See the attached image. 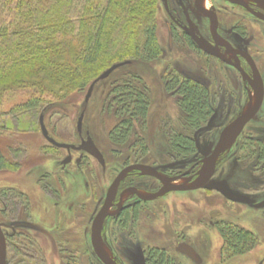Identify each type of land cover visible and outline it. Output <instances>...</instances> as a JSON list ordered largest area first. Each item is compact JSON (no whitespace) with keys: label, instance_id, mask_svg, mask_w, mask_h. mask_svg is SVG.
Wrapping results in <instances>:
<instances>
[{"label":"flooded vegetation","instance_id":"flooded-vegetation-1","mask_svg":"<svg viewBox=\"0 0 264 264\" xmlns=\"http://www.w3.org/2000/svg\"><path fill=\"white\" fill-rule=\"evenodd\" d=\"M160 5L165 15L163 27L166 31V47L169 51L177 48L197 57L201 75L183 73V77H186L183 79L205 88L208 106L211 110L207 121L190 134L194 150L189 156H178L169 143L171 129L163 130L167 135V147L173 157L176 160H193V162L182 170L165 173L164 170H159V165L136 159V156L133 158V154L127 156L120 153L118 157L114 154V162L120 166V169L112 166L111 169L91 134L86 132L85 137L82 136V126L80 132L76 128L79 138V143L76 144L57 142L49 136L46 129L48 136L55 142L73 146L69 150L57 148L45 140L50 147L66 153L58 161L63 177L46 173L38 180L37 193L42 196L39 200L51 203L54 228L45 229L41 221L35 222L37 217L34 213V202L28 193L15 191V189L0 190V234L4 240V264H47V255L38 244V240L30 235V231L39 233L53 242V248L59 255L60 264H81L79 259L84 254L88 256L86 264H105L99 257L93 242L95 220L99 214L104 216L99 230L100 252L113 264H154L152 254L157 253L163 254L171 264L234 263L235 259L251 254L258 247L253 225L256 226L259 222L255 220L254 213L258 210L264 213V198L257 202L256 195L238 193L232 189L230 177H233L235 172L237 173V167L229 171L228 179L227 177L217 178L221 176L218 175V170L225 156L238 144L247 125L264 109V0H161ZM159 57H164V54L160 53ZM203 77L213 78L211 81L215 89L212 96L215 101H219L221 97L218 95L220 94H223L224 102H229L232 97L237 111L220 128L218 138L212 148L205 150L200 158L195 159L201 153L197 133L205 131L204 126L215 113L210 95L211 90ZM193 78L200 80L202 84ZM255 92H260L261 95L258 110L243 126L231 147L217 158L213 174L207 182L213 185L212 188L171 190L156 196L164 190L163 179L169 181L172 187L186 188L192 184L202 167V161L209 157L216 147L222 131L242 113L255 96ZM165 93L172 97L166 91ZM181 128V131L175 132L188 136L189 133L185 132L182 126ZM88 137L102 155V163L86 152L78 150V147ZM248 140L243 141L241 147L246 144L248 149L252 150V155H256L257 161L263 160L264 139L262 141L258 139L255 142ZM72 153L75 155L73 156ZM89 158L91 161L88 160ZM134 166L144 167L146 172L136 168L130 169ZM223 166L224 164L221 168ZM68 168L86 172L82 177H85L82 186L85 192L79 193V186L75 184L78 182V174L69 171ZM151 169L155 170V174H150ZM124 171L126 172L122 178L113 187L118 176ZM239 171L242 176L247 173L256 179L253 169H240ZM104 179L107 184L102 186ZM208 190H213L232 204L243 205L250 210L253 214L252 229L243 227L232 221L230 217L214 218L211 211L208 212V219L204 215L205 210L201 209L192 212L194 216L192 224L189 218L183 217L184 226L187 228L186 233L180 235L181 238L176 243L157 245L153 242L155 240H152V235L156 236L157 232L151 227L148 230L151 238H144L148 242L143 243V221L145 226L147 223L151 225L156 221L159 200L173 194L186 195ZM71 197H74L77 203L72 201ZM211 206L207 204V207ZM44 208L47 211L46 207ZM189 210H191L190 207H186L185 216L190 215ZM38 220H40L39 217ZM205 225L210 226L208 228L214 231L218 247H213V237L207 232ZM176 226L167 228L166 233L175 234ZM193 226L195 227L192 229ZM224 226L248 233L252 238V245L242 254L228 251L220 232V228ZM197 229L204 231L209 237L206 250L195 243L194 234L198 231ZM77 232L80 233L79 237ZM257 264H264V259Z\"/></svg>","mask_w":264,"mask_h":264},{"label":"rangeland","instance_id":"rangeland-1","mask_svg":"<svg viewBox=\"0 0 264 264\" xmlns=\"http://www.w3.org/2000/svg\"><path fill=\"white\" fill-rule=\"evenodd\" d=\"M155 3L157 43L160 47L159 51L164 54V57H159L152 63H143L134 59H125L113 63L129 62L125 66L115 70L105 80L97 82L87 102H85V95L89 85L106 69L95 71L96 68H90L84 72V77L89 76L93 78L83 88H70L71 84L70 86L67 85V87L65 84L60 87L50 88V94L44 95L31 87L18 85L10 88L9 80L0 84V152L9 162L7 169L0 170V190L7 191L15 189V191L28 193L34 202V213L35 217H37L35 222L38 223L41 221L45 229L54 228L52 220L54 217L52 216L51 203L39 200L42 196L37 193V187L39 186L38 180L41 176L46 175V173L61 175L63 177V173L60 172L62 169L58 161L66 153L65 151H57L50 147L42 137L38 122L40 115L43 116L44 125L51 138L57 142L74 144L79 143L76 125L80 115H83L82 136L85 137L84 134L86 132L89 135L91 134V137L95 140V143L105 156L108 167L110 168L112 166L120 169V166L114 162V154H117V157L120 153L130 156L133 152L131 150L132 148L124 149L125 152H121L109 142L108 133L115 125L116 119L104 108L106 103L105 99L115 83L129 80L130 75L136 76L141 79L149 91L150 109L146 120V128L142 133L147 153L144 155L140 152L138 156L133 154L132 157L134 158L136 156V159L146 160L150 164L159 165V170H164L165 173L182 170L185 166L193 162V160H176L167 147V135L163 130L171 129L172 132V129L174 131H181L182 128L180 126V111L174 98L165 93L163 77L166 69V71L172 72L180 78H186L183 77L184 74L199 76L201 75L199 62L195 55L187 51H180L177 48L173 49V51L167 49L165 44L166 31L163 27L165 15L160 5L161 0H155ZM203 78L210 87L208 89L211 90L210 95L212 105L215 107V113L204 126L205 131L199 134L197 133L201 153L195 159L200 158L205 150L212 148L218 138L220 128L237 111L233 105L232 97L229 102H224L225 100L222 98L224 96L220 94L218 95L221 97L219 101H215L214 96H212L215 89L211 81L213 78ZM33 96L42 97L38 107L28 111L22 109L21 105L30 101ZM137 133L139 136L141 135L139 129H137ZM248 139L253 142L258 139L261 141L264 139V109L247 125L238 140V144L225 156L221 162V166L223 164L224 166L223 168L220 166L218 170V175L220 174L221 176L219 175L220 177L218 176L219 178L217 179L222 177H227L226 179H228L230 175L229 171L237 167V173L235 172L234 176L230 177L232 189L238 193H252L256 195L255 198L258 202L264 198V171H261L264 169V159L257 161L256 155H252V150L250 151L246 144L241 147V143L246 140L249 141ZM72 154L73 156L75 155V153ZM94 168L98 171L96 166ZM68 169L78 174V182L75 184L79 186V193L85 192L82 188L85 177H82L86 172H79L74 168ZM240 169H253L256 179L247 173H244L242 176L239 171ZM105 180L102 186L107 184ZM73 198L71 197L70 199ZM72 201H75V199ZM207 204L212 206L207 207ZM43 206L46 207L47 211ZM186 207H190L191 209L189 210L191 213L188 216H185ZM244 208L243 205L232 204L226 201L213 190L186 195H169L158 201L157 218L151 224L152 226L148 223L145 226V222L143 221L142 240L145 244L148 240L144 238H151L148 232L151 227L157 232L156 236L152 235L154 237H152V240H155L153 242H156L157 245L162 246L170 245L173 242L176 243L181 238L179 236L185 235L186 233L187 228L184 226L183 219L189 218L190 223H194L192 221L194 217L192 212L201 209L205 210L204 215L208 219V212L211 211L214 218L230 217L232 221L243 227H250L252 229L251 218H253V214L250 210ZM254 215L256 217L255 220L259 222L256 226L253 225L258 239V247L251 254L243 258L235 259L234 263L221 262V264H257L264 259V213L258 210ZM38 217L40 220H38ZM173 225H177V232L175 234L166 233L165 230ZM194 227L191 228L193 229ZM208 227L210 226H207L206 230L213 237V247H218V240L214 238L215 233ZM197 230L194 234L195 243L198 247L202 246L206 250L209 244V237L204 231ZM30 235L38 240V244L47 255V264H60L58 259L59 255L55 248H53V242L50 239L44 238L43 235L33 231H30ZM77 236H80L79 232H77ZM80 257L79 261L81 264L88 262L87 254Z\"/></svg>","mask_w":264,"mask_h":264},{"label":"trees","instance_id":"trees-1","mask_svg":"<svg viewBox=\"0 0 264 264\" xmlns=\"http://www.w3.org/2000/svg\"><path fill=\"white\" fill-rule=\"evenodd\" d=\"M155 4V0H0V84L9 80L10 88L31 87L44 95L65 84L85 87L93 78L83 76L90 68L105 70L125 59L154 62L160 55ZM166 70L164 90L174 98L181 126L189 133L172 130L169 143L178 156H189L194 150L191 132L211 114L207 92ZM149 96L136 76L111 87L104 108L116 119L108 133L112 146L132 148L134 155L147 152L142 133ZM41 98L33 96L21 108L34 110ZM7 165L0 152V170ZM220 232L228 251L242 254L253 243L242 230L224 226ZM152 260L171 264L161 253L152 254Z\"/></svg>","mask_w":264,"mask_h":264},{"label":"water","instance_id":"water-1","mask_svg":"<svg viewBox=\"0 0 264 264\" xmlns=\"http://www.w3.org/2000/svg\"><path fill=\"white\" fill-rule=\"evenodd\" d=\"M128 63L129 62L113 64L108 69H106L101 75H99V77H97L89 85V88H88L87 93L85 95V102H87L89 100V98L92 94L93 88L97 82H99L101 80H105L115 70L125 66ZM193 80L202 84V82L198 79L193 78ZM260 99H261L260 92H255V96L250 100V103L247 104V106L242 111V113L222 131L220 138H219V141H218L216 147L214 148L212 154L209 157H206L202 161V167L197 174V178L192 182L191 185H189V187H186V188H184V187H181V188L172 187L171 185H169V181H166L163 179L164 190L159 192L156 196H160L164 192L171 191V190H187V189L188 190H194V189H199V188H212L213 185L207 184V182L209 181L211 175L213 174V170H214V166H215V162H216L217 158L219 157L220 154H222L224 151H226L227 149H229L231 147V145L234 143L235 139L237 138V136L241 132L243 126L255 115V113L257 112L258 107H259ZM82 120H83V115H80V117L78 118V121H77V125H76V128L79 132H80L81 126H82ZM38 122H39V128H40L41 135L48 143H50L51 145H53L57 148H63V149H67V150H69L70 148H73V146L59 144L48 136V133H47L46 128H45L44 123H43V116L42 115H40ZM78 150H82V151L86 152L88 155H91L92 157H94L95 159L100 161L101 163L103 162L102 155L100 154L98 149L95 147L93 141L89 137L87 138V140L85 142H82V144L78 147ZM132 168L133 169L136 168V169H139L142 171H144L146 169V168L141 167V166H134V167H131L130 169H132ZM125 172L126 171H124L123 173H121L118 176L113 187H115L116 182H118V180L122 178V175ZM144 172H146V170ZM150 174H155V170L151 169ZM103 217H104L103 214H101V215L99 214L95 220L93 242H94V246H95L96 251L98 252L99 257L103 260V262L105 264H113L111 261H109V259H107V257H105V255L103 253L100 252L99 230H100V222L103 219ZM4 252H5L4 240L0 234V264H4Z\"/></svg>","mask_w":264,"mask_h":264}]
</instances>
